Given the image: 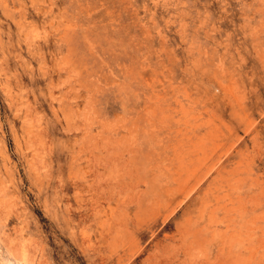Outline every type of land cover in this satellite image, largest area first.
<instances>
[{
    "label": "rangeland",
    "instance_id": "1",
    "mask_svg": "<svg viewBox=\"0 0 264 264\" xmlns=\"http://www.w3.org/2000/svg\"><path fill=\"white\" fill-rule=\"evenodd\" d=\"M0 264H264V0H0Z\"/></svg>",
    "mask_w": 264,
    "mask_h": 264
}]
</instances>
